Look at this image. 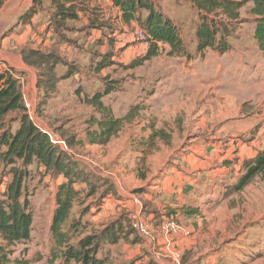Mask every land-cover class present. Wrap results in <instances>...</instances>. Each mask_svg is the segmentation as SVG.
<instances>
[{
  "label": "rangeland",
  "instance_id": "rangeland-1",
  "mask_svg": "<svg viewBox=\"0 0 264 264\" xmlns=\"http://www.w3.org/2000/svg\"><path fill=\"white\" fill-rule=\"evenodd\" d=\"M238 1L246 3L240 11V25L228 38L230 50L224 54L207 50L200 57L196 53L199 17L195 10L187 0H159L162 13L177 26L187 55L168 56L166 49L139 67H130V64L145 54L147 44L135 23L124 28L111 13L113 20L106 21L98 8L93 9V14L82 11L77 21L65 23L71 30H90L95 24L107 29L95 40L99 47L91 58L79 51L72 53L80 63L72 71L78 73L81 69L84 76L65 83L63 92L67 96L61 105L40 109V114L37 109L29 111L37 127L64 142L63 151L87 171L96 189L88 196L84 186H75L81 188L80 197L62 227L63 232L71 228L70 244L75 245L78 239L97 234L106 225L122 219L124 240L117 247L100 248L102 255L111 256V264L112 256L124 252V248L133 250L135 244L140 253L130 260L131 256L126 257L124 264H264V174L252 177L241 192L231 191L246 174L244 165L264 152V57L253 40L254 23L248 14L251 3ZM42 4L45 6L51 1L43 0ZM47 21V16L42 17L41 25ZM1 24L0 38L3 39L11 30L5 31V22ZM85 33L90 35L88 31ZM82 39L83 35L78 42ZM106 40L110 48L100 49ZM100 64L106 66L99 68ZM107 87H112L113 92L102 99L103 104L117 118L127 114L131 117L108 145L91 146L85 139L86 132L96 127L89 120L99 117L84 100ZM238 131L242 133L236 134ZM157 132V137H153ZM221 136L227 138L226 143L234 141L240 161H244L247 152L253 157L242 162L236 177L228 174L217 187L194 191V204L201 207L200 218H185L177 212L173 223L178 233L162 234V223L171 220L166 211L179 204L161 201L157 191L151 189L162 178L160 174L168 172H152L149 160L160 157L165 162L163 169H168L193 138L207 142ZM29 170L26 188L32 230L29 241L15 248L14 257L28 264H59L62 249L55 245L50 226L55 193L62 177L53 178L42 167L34 165ZM6 172L0 168V192L11 178ZM104 194L107 196L100 199ZM106 199H111L112 204L118 201L123 212L105 217L107 210L99 207H103L102 201ZM134 200L138 202L136 209H129L127 203L132 204ZM97 213L100 219L95 221ZM133 213L151 231L147 251L134 228ZM157 239L163 242L162 247L154 243Z\"/></svg>",
  "mask_w": 264,
  "mask_h": 264
},
{
  "label": "trees",
  "instance_id": "trees-1",
  "mask_svg": "<svg viewBox=\"0 0 264 264\" xmlns=\"http://www.w3.org/2000/svg\"><path fill=\"white\" fill-rule=\"evenodd\" d=\"M5 1L0 0V7ZM75 1L51 0L53 12L50 26L59 38L62 35L65 38L63 31L70 29L65 23L77 21L78 12L83 11ZM187 2L199 17L195 31L197 55L203 57L207 50L220 54L227 53L230 50L228 38L240 25V11L246 2L238 0H187ZM249 2L251 7L248 14L254 23L253 40L264 57V0ZM111 3L118 10L120 21L127 26L135 23L144 34L143 39L147 44L145 54L130 64V67L142 66L166 49L168 56L187 55L177 26L162 13L159 0H111ZM41 4L42 0H34L32 7L20 17V21L29 22ZM21 57L26 65L38 70L37 88L49 87V94L55 91L59 81L69 78L75 72L72 71L74 66H67L65 74L56 77L55 67L62 61L52 52L45 53L25 48L21 50ZM105 66L100 64L99 68ZM112 92L113 88L107 87L84 100L99 117L89 120L96 128L86 132L85 139L88 145L101 147L108 145L130 120V114L117 118L113 115L112 109L103 104L102 99ZM43 104L44 101L39 102L37 108L39 114L40 106ZM27 112L19 78L10 71H0V168L4 172L7 170L6 173L11 177L3 192H0V264H28L22 258H15L14 254L18 245L29 241L32 230L33 219L29 211L26 182L31 175L29 168L33 165L36 168L42 167L44 173L50 174L53 178L62 177V182L57 186L55 193V209L50 226L55 245L62 249L59 264H107V258L99 257L100 248L105 245H117L124 240L123 220L119 219L106 225L97 234L78 239L75 245L70 244L71 228L63 232L62 227L70 219L73 205L80 197L81 188L77 189L75 186H84L88 196L93 195L96 189L85 173L87 171L80 168L79 163L71 159L67 152L52 145L49 137L37 127ZM14 124L17 127L13 130ZM158 133L153 134V137H157ZM67 143L71 145L68 140ZM244 167L246 174L238 179L231 190L232 193L241 192L252 177L264 174V152L256 154ZM106 196L107 194H104L100 199ZM177 212L185 218H200L202 215L200 207L182 206L166 211V216L173 221Z\"/></svg>",
  "mask_w": 264,
  "mask_h": 264
},
{
  "label": "crops",
  "instance_id": "crops-1",
  "mask_svg": "<svg viewBox=\"0 0 264 264\" xmlns=\"http://www.w3.org/2000/svg\"><path fill=\"white\" fill-rule=\"evenodd\" d=\"M33 1L34 0H6L0 7V16H3V18H0V29L2 28V21L5 22L3 27L7 28L5 31L11 30V33L9 32L3 39L0 38V71L13 72V75L19 78L25 106H29L30 109L36 110L40 101H44V104L40 106L41 109H48L50 105L60 106L63 98L67 96V93L63 92L65 83L67 84L74 81L79 76L83 77L84 72L80 69V72H74V74L69 78L59 81L56 85L55 91L49 94V87L37 88L38 70L26 65L23 62L21 50L29 48L45 53L52 52L59 56L62 63L56 66L55 72L56 77H61L67 71V66L80 65L77 59L72 57V53L79 51L86 54L88 58L89 56L91 58L96 48L99 47L98 42L95 43V40H99L102 37V31L106 32L107 29L106 26H97V24H95L94 27H89L90 30L84 28L80 30H65L63 31L65 38H63V35L59 38L50 26L51 15L53 12L51 4H47L45 6L41 4V8L37 9V13L29 20V22L20 21V17L26 13L30 7H32ZM75 4L81 6L84 13L93 14V9L98 8L106 21H109L108 19L113 20V18L109 16V13L116 15L114 18L116 17L118 20L117 23L124 28L127 27V25H124L120 21L119 12L115 7H113L111 0H85L84 4H82V0H76ZM81 13L82 12H78V16ZM44 16H47L48 21L46 24L41 25L42 17ZM12 31L15 32L13 33ZM87 31L88 33L90 32V35L88 36L85 33ZM81 35H83L82 42H78ZM108 45L109 43L106 40L103 45H100V49L103 47L106 48ZM116 46L118 47L119 44H116ZM73 62L75 63L71 64ZM14 73L21 74L17 76ZM16 127L17 125L14 124L13 130ZM221 130L223 129L221 128ZM246 130L247 128L245 130L243 129V133L246 132ZM241 133L239 131L236 132V134ZM226 139L227 138L225 136H221L208 140L207 142H203V140L201 142L199 138H193L189 142V146L184 150L183 154H180L179 159L168 169H163L165 162L162 159L160 160V157H152L148 163L151 166V171L156 172V174L159 172L168 173L165 175L160 174V177L162 178L157 180L151 189H155L157 191L161 201L164 202L168 200L170 204H179L174 208L182 206L200 207L194 204V191L199 188L203 190L211 186L217 187L216 184L221 180L228 178V174L236 177L239 168L243 164L242 162L248 161L253 157L250 152H247L245 154L244 161H240L236 155L237 151L234 147V141L226 143ZM243 147L244 146L242 145V150ZM200 176L204 180H200ZM57 179H60V177ZM61 182L62 180H60L58 185ZM111 202V199L110 201L107 199L103 200L102 203L105 204H102L103 207H99L101 210H107V212L104 213L105 217L123 212V207L118 201L113 202V204ZM137 203V201L136 203L132 202V204L128 202V208L130 209L133 207L135 210ZM98 214L99 213H97L96 218H93L95 221L100 219ZM183 238L189 239V237ZM142 242L145 251H147L151 245L149 240L143 239ZM154 243H156L157 247H162L161 243L163 242L160 239H157ZM118 244L113 246L109 245V247H117ZM139 250L140 249L137 248V244H135L133 250L124 248V252H121L119 255L112 256L114 259L112 264H121L126 257L128 259V256H131L128 260L132 259L140 253ZM99 257L107 258V264H111V256L109 258V256H105L100 253ZM157 263L161 264V262Z\"/></svg>",
  "mask_w": 264,
  "mask_h": 264
},
{
  "label": "built area",
  "instance_id": "built-area-1",
  "mask_svg": "<svg viewBox=\"0 0 264 264\" xmlns=\"http://www.w3.org/2000/svg\"><path fill=\"white\" fill-rule=\"evenodd\" d=\"M140 34L144 38V34L141 31H140ZM26 108H27V111L28 110L30 111L29 106H26ZM27 113L31 118V114L29 112H27ZM39 129L49 137V140H50L52 145L56 146L57 148H59L62 151H63V149H66V146L62 140L55 138L50 132H48L46 130H43L41 128H39ZM134 203H136L135 200H134ZM131 219L133 220L134 228H135L136 232L138 233V235L140 236V238H142L144 240H150L152 234H151L150 229L145 224V222L139 216H137V214H135V213H133L131 215ZM178 230H179L178 227L173 223L172 220H168V221H165L162 223V226H161L162 232L161 233L164 235L177 234Z\"/></svg>",
  "mask_w": 264,
  "mask_h": 264
}]
</instances>
